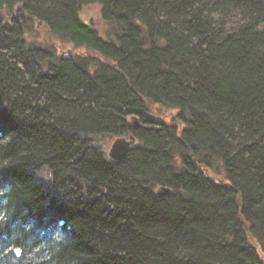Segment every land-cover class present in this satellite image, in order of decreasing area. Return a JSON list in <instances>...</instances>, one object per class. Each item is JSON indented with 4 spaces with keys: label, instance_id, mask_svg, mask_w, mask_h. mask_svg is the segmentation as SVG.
Segmentation results:
<instances>
[{
    "label": "trees",
    "instance_id": "obj_1",
    "mask_svg": "<svg viewBox=\"0 0 264 264\" xmlns=\"http://www.w3.org/2000/svg\"><path fill=\"white\" fill-rule=\"evenodd\" d=\"M0 264H264V0H0Z\"/></svg>",
    "mask_w": 264,
    "mask_h": 264
},
{
    "label": "rangeland",
    "instance_id": "obj_2",
    "mask_svg": "<svg viewBox=\"0 0 264 264\" xmlns=\"http://www.w3.org/2000/svg\"><path fill=\"white\" fill-rule=\"evenodd\" d=\"M81 16L83 17L85 21L93 20L95 26L98 28L101 35L105 37L106 30L108 29V23L101 18L100 8L98 5L92 4L90 6H87L81 12ZM42 31L36 32V36L39 38V40L43 41L45 44L51 43L57 49V52L62 54L63 56H69L73 52H75V50H84L83 47H75L73 43L68 38H65L64 36L53 35L50 32H47V31L42 32ZM176 113H177L176 110H168L166 112V119L170 118L171 120H174L177 115Z\"/></svg>",
    "mask_w": 264,
    "mask_h": 264
},
{
    "label": "water",
    "instance_id": "obj_3",
    "mask_svg": "<svg viewBox=\"0 0 264 264\" xmlns=\"http://www.w3.org/2000/svg\"><path fill=\"white\" fill-rule=\"evenodd\" d=\"M19 7H21V5H19ZM132 121L136 125L139 124L137 116H132ZM135 143H136V138L133 134H130L128 137L119 136L115 138L114 141L112 142L111 147L108 151V154L114 160H121L126 156L128 149L134 146ZM169 192H170V189L165 186H160L157 189V193L161 195L168 194Z\"/></svg>",
    "mask_w": 264,
    "mask_h": 264
}]
</instances>
